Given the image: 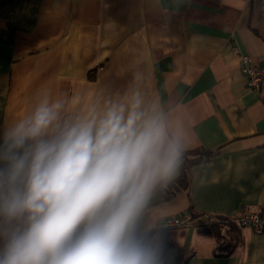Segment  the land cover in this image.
Returning <instances> with one entry per match:
<instances>
[{
    "label": "crops",
    "instance_id": "0c3cea01",
    "mask_svg": "<svg viewBox=\"0 0 264 264\" xmlns=\"http://www.w3.org/2000/svg\"><path fill=\"white\" fill-rule=\"evenodd\" d=\"M235 48L264 61V0H0V144L45 102L59 104L61 128L118 108L138 126L159 124L162 149L211 151L186 187L170 183L179 165L156 185L135 236L190 209L237 223L264 208V84L246 86ZM195 223L176 237L193 251L186 264H264V232L239 226L218 253ZM24 226L1 217L0 250Z\"/></svg>",
    "mask_w": 264,
    "mask_h": 264
},
{
    "label": "clouds",
    "instance_id": "9594fccd",
    "mask_svg": "<svg viewBox=\"0 0 264 264\" xmlns=\"http://www.w3.org/2000/svg\"><path fill=\"white\" fill-rule=\"evenodd\" d=\"M59 104L42 103L3 134L0 216L22 220L0 264H159L134 235L157 184L171 178L180 149H162L155 121L138 126L122 110L56 126Z\"/></svg>",
    "mask_w": 264,
    "mask_h": 264
},
{
    "label": "trees",
    "instance_id": "16d2710c",
    "mask_svg": "<svg viewBox=\"0 0 264 264\" xmlns=\"http://www.w3.org/2000/svg\"><path fill=\"white\" fill-rule=\"evenodd\" d=\"M211 151H207L203 148H197L190 151L180 152L179 168L181 170L180 175L170 183H176L182 187L188 185V170L195 164L207 161L210 158ZM163 183H159L158 188H162ZM170 195L176 191V186L168 187ZM190 212L196 217V223L207 227L212 230V233L220 241V247L218 253L221 250H229L232 245L240 238L239 226L236 222L229 219L225 215L215 214L214 220H209L210 214H203L193 209ZM259 214L264 218V208L259 210ZM227 227V228H225ZM181 227H159L151 229L143 235L135 236V238L146 248L154 251L158 258L159 264H186L189 258L192 256L193 251L186 250L177 242V235Z\"/></svg>",
    "mask_w": 264,
    "mask_h": 264
},
{
    "label": "built area",
    "instance_id": "2783aa9c",
    "mask_svg": "<svg viewBox=\"0 0 264 264\" xmlns=\"http://www.w3.org/2000/svg\"><path fill=\"white\" fill-rule=\"evenodd\" d=\"M239 57V69L245 77L246 86L254 90H260L264 84V61L254 62L247 54L241 53L238 48L234 49ZM196 217L192 215L190 210L180 214L169 215L159 220V227H181L191 225L196 221ZM209 220H214L215 216L210 215ZM229 219L232 220L231 217ZM240 226H249L256 233L264 232V218H262L257 210L246 209L242 215L237 218Z\"/></svg>",
    "mask_w": 264,
    "mask_h": 264
},
{
    "label": "water",
    "instance_id": "95a60500",
    "mask_svg": "<svg viewBox=\"0 0 264 264\" xmlns=\"http://www.w3.org/2000/svg\"><path fill=\"white\" fill-rule=\"evenodd\" d=\"M1 217H4V216H0V218H1Z\"/></svg>",
    "mask_w": 264,
    "mask_h": 264
}]
</instances>
